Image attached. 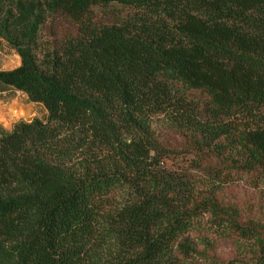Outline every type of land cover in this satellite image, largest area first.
Masks as SVG:
<instances>
[{"label": "trees", "instance_id": "16d2710c", "mask_svg": "<svg viewBox=\"0 0 264 264\" xmlns=\"http://www.w3.org/2000/svg\"><path fill=\"white\" fill-rule=\"evenodd\" d=\"M0 39L47 112L0 134V264H264V0H0Z\"/></svg>", "mask_w": 264, "mask_h": 264}, {"label": "rangeland", "instance_id": "374dc122", "mask_svg": "<svg viewBox=\"0 0 264 264\" xmlns=\"http://www.w3.org/2000/svg\"><path fill=\"white\" fill-rule=\"evenodd\" d=\"M76 34H77V30L75 26L61 20H49L42 31L41 38L43 43L45 44L51 46H58L63 40L67 39L70 36H74ZM0 51H15V50L7 46L0 49ZM16 64L17 62H16V58L13 55V52L7 53V55H4V57H0V69L5 67L14 68L16 67ZM25 99H26L25 97H21L18 99L17 103H15L13 107L5 108L6 109L5 114L6 115L9 114L10 116L9 119L5 118L7 122L6 125L9 129L12 128V125L16 121L24 119V115L21 114L19 107L27 108L29 110V113L27 114L26 117L27 119H31L33 117H40V118L46 117V110L43 106L31 104L28 100ZM14 107L16 108L15 110ZM190 160L191 157L176 158L174 160L169 161L168 166L172 168H178L183 165H186ZM219 255L223 258L232 257L233 253L231 247L228 244H223L219 249Z\"/></svg>", "mask_w": 264, "mask_h": 264}, {"label": "crops", "instance_id": "0c3cea01", "mask_svg": "<svg viewBox=\"0 0 264 264\" xmlns=\"http://www.w3.org/2000/svg\"><path fill=\"white\" fill-rule=\"evenodd\" d=\"M4 47H7V44L0 39V49H2ZM12 52H13L14 57L16 58V62H17L16 67H14V68L5 67V68H1L0 71H9V70H13V69L20 66L21 58L17 55L16 51H0V57H4V55H7V53H12ZM6 59H7V57H6ZM21 97H25L26 98L25 100H28V98L25 95H23L21 93H17L13 90H10V89H6L2 84H0V134L12 131L14 125L20 121H30L31 119L34 118L33 117L31 119H27L26 117H27V114L29 113V110L27 108L19 107L21 114L24 115V119L16 121L12 125V128H10V129L7 127V125H6L7 122H6L5 118L9 119L10 116H9V114H7V115L5 114L6 113L5 108L6 107H10V108L13 107L15 105V103H17L18 99ZM31 104H33V103H31ZM15 109L16 108L14 107V110ZM46 114H47V112H46ZM38 118H40V117H38ZM5 128H6V130H5Z\"/></svg>", "mask_w": 264, "mask_h": 264}]
</instances>
